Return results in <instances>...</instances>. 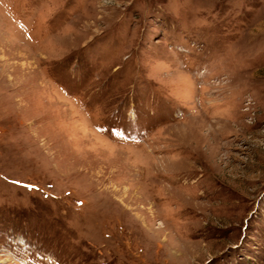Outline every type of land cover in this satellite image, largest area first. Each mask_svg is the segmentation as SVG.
<instances>
[{
  "label": "rangeland",
  "instance_id": "1",
  "mask_svg": "<svg viewBox=\"0 0 264 264\" xmlns=\"http://www.w3.org/2000/svg\"><path fill=\"white\" fill-rule=\"evenodd\" d=\"M0 264H264V0H0Z\"/></svg>",
  "mask_w": 264,
  "mask_h": 264
}]
</instances>
